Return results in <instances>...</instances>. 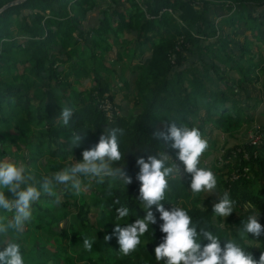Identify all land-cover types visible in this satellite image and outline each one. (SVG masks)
Here are the masks:
<instances>
[{
    "label": "trees",
    "instance_id": "obj_1",
    "mask_svg": "<svg viewBox=\"0 0 264 264\" xmlns=\"http://www.w3.org/2000/svg\"><path fill=\"white\" fill-rule=\"evenodd\" d=\"M16 1L20 0H0V10ZM262 8L264 0H25L9 6L0 13V161L23 165L35 178L30 183L39 187L43 177L82 160L83 151L93 148L107 128H120L122 159L112 167H123L136 179L140 157L147 160L148 155L164 151L172 159L169 165L178 160L176 150L155 139V132L172 121L197 128L203 138L211 139L202 157L222 151L223 161L233 158V164L220 166L216 158L206 167L213 170L220 194L230 193L234 211L225 219L214 217L213 204L205 206L204 193L193 197L186 173L169 179L163 203L183 207L198 232L201 227L212 231L222 247L226 240H234L258 261L264 234L241 238L240 229L250 213L247 203L255 206L264 226V141L258 146L227 144L242 133L244 124L253 123L261 102L243 107L242 92L259 83L252 75L264 70V59L245 60L251 54L260 58L247 49L250 44L240 48V61L234 58L230 44H237L230 37L240 34L242 24L253 37L262 35ZM92 15L97 16L95 23ZM263 37L259 41L264 45ZM128 40L132 48L121 49ZM207 41L211 42L205 45ZM148 51L153 57L150 70L143 58ZM122 55L131 59L127 72L126 65L116 68ZM233 70L239 78L230 76ZM82 79L93 86L86 88ZM217 80L226 86L224 91L207 88L206 82ZM109 102L111 117L102 108ZM64 107L73 109L68 125L61 120ZM218 133L224 135L222 146L211 137ZM74 135L81 136L78 147L71 144ZM177 164L184 167L180 161ZM233 176L237 179L231 180ZM80 179L78 194L71 182L57 185L59 204L55 196L42 194L32 205L25 232L18 240L15 234L7 237L20 243L25 264H163L155 259L161 239L157 224L149 225L140 238L135 252L141 263L112 252L117 223L125 227L145 216L138 199L140 182L126 185L108 176L102 182ZM121 207L129 214L117 219ZM12 215L0 209V220ZM63 221L65 228H56ZM57 238L59 242L50 248ZM85 238L92 241L91 251L84 248ZM199 239L202 246L208 243Z\"/></svg>",
    "mask_w": 264,
    "mask_h": 264
},
{
    "label": "clouds",
    "instance_id": "obj_2",
    "mask_svg": "<svg viewBox=\"0 0 264 264\" xmlns=\"http://www.w3.org/2000/svg\"><path fill=\"white\" fill-rule=\"evenodd\" d=\"M72 115V108L62 109L61 120L64 125H68ZM119 135H123L122 129L107 128L93 148L83 151L82 160H77L70 167L43 177L39 187L30 183L35 178L27 173L23 165L7 160L0 161V209L13 213L10 219L0 220V237L7 238L10 233L19 237L25 232L32 218V205L41 198L42 194L55 196V202L59 204L61 201L56 192L57 185H68L71 182V187L78 194L81 191L80 177L89 180L99 178L102 182L104 177L108 176L118 178L126 185L140 182L138 199L145 210L143 219H136L134 223H129L125 227L117 223L113 234L117 238L121 254L130 255L136 251L141 243L140 238L148 232L149 225L157 224L161 231V239L160 244L155 247V259L163 264H264V252L257 261L234 240H226L222 247L220 238L212 231L203 227L199 232L197 231L192 217L183 207H179L178 204L163 203L169 189V179L182 178L185 173L190 176L189 189L193 197L201 193L207 195L218 193L216 191L218 182L213 170L210 167L200 166L201 158H205L202 156L209 145L197 128H189L181 124L178 126L172 121L165 126V130L155 132V139L164 141L176 150L178 159L176 162H182L184 167L181 166L180 169L175 161L169 165L168 161L171 158L162 151L148 155L147 160L143 157L137 160L140 170L136 179L128 176L123 167L115 169L112 167L114 162L122 159ZM257 135L262 136L260 142L254 144L253 137L248 142L252 145H260L264 141V130L255 133V136ZM71 144L73 147H78L81 144V136L74 135ZM220 154L216 163L223 166L227 161H223L222 151ZM217 199L218 202H214L212 206L214 217L224 219L229 217L235 206L230 193L228 191H224L223 195L218 193ZM245 208L249 209L250 213L243 228L240 229L241 238L249 234L258 238L264 234V226L258 220L260 213H257L255 206L250 203H247ZM128 214L129 210L126 207L116 210L117 219H123ZM64 223L66 224V221ZM200 237L208 243L202 246ZM111 238L106 236L105 240ZM117 242L115 240L116 245ZM84 248L88 251L92 249V241L88 238L84 239ZM0 264H25L20 243L5 239L3 247H0Z\"/></svg>",
    "mask_w": 264,
    "mask_h": 264
},
{
    "label": "rangeland",
    "instance_id": "obj_3",
    "mask_svg": "<svg viewBox=\"0 0 264 264\" xmlns=\"http://www.w3.org/2000/svg\"><path fill=\"white\" fill-rule=\"evenodd\" d=\"M263 9L264 8H262L260 10H263ZM233 12H234V10L230 11V13H226L224 15H221L219 17V20L222 19L224 16L227 17V16L231 15ZM254 15L257 16L258 13H256V11H254ZM90 20H91V22L95 23L97 21V16L96 15H92ZM217 22H218V20H217ZM13 28H15V27H13ZM223 28L225 30H227L226 26H224ZM263 29H264V26H263ZM239 32H240V34L232 35L230 37V39H233V41L237 44V46H235L233 43L230 44V48H232L233 51H234V53H232V55L234 56L236 54V56L234 58H237V60L240 61V59L243 56L242 55V50H240V48L246 46L247 44L248 45L250 44L251 48L247 47V49L248 50L252 49L253 53H257L258 52L260 58L257 59V57H258L257 55L251 54V55L246 56L245 60L246 59L247 60H254L256 62V60L259 61L260 59H264V45H263V43L261 41H259V39H261L262 36H264V31L262 32V35H257L258 37L257 36L253 37L252 36V31L245 29L244 25L242 24V28H241V30ZM218 37H219V35L217 36V38ZM110 40L112 41L113 38H110ZM210 42L211 41L205 42V45H208ZM219 45H220L219 42L217 44L214 43L213 47L215 49H217L219 47ZM120 47H121V49H125L126 47L132 48L130 40H128L123 46H120ZM143 58L145 60L146 65L148 66V70H150L151 68L153 69L152 52L148 51ZM244 61H242V63ZM130 64H131V59L128 56H126V55H122V60H121V62H119L117 64L116 68L121 69L124 65H126V68H127L126 72H127V70L130 69ZM262 65L263 66H261V68L264 69V63ZM223 66H226L227 68L229 67V65H223ZM229 73H230L231 77L239 78L238 73H237L236 70L229 71ZM252 77L258 78L259 83H253V84L247 85L248 92H245V91L242 92L243 100H244L243 101V104H244L243 107H247V106L251 107L255 103H257V100H259L261 102V104H258L257 111L256 112L254 111L255 119H254L253 123H251L250 125H248L247 123L244 124L243 127L241 128L242 129V133L241 134L239 133V134L236 135V137L228 139V141H229L228 144H227L228 148L236 147L239 144H242V145L246 144L249 140H251L252 137H255V131H254L255 128L259 129L260 127H264V70L261 71V69H257L255 71V73L252 75ZM82 81L86 84V88H90V86H93L91 84L90 80L82 79ZM206 85H207V88H211L213 91H219V92L224 91L225 88H226L224 83L221 82V81H218V80L216 82L212 83V84L206 82ZM124 92H125L124 90H119L120 94H123ZM125 103H127V102H125ZM112 107L113 106H112V104L110 102L107 105H105L104 107H102L105 111H107L109 117H111L110 114H111ZM211 137L214 138V139H217L220 142V145L222 146V144L224 142V135L222 133H218L216 135H212ZM204 139L207 140V141L211 140L210 138H207V137H204ZM220 155L221 154L218 153V151H214L213 155L210 154L207 158H201L202 167L206 166L208 164V162L213 161L216 158L220 157ZM228 163L233 164V158L229 159L227 161V164ZM225 172H227V171H225ZM235 179H237V176H233V178L231 180H235ZM216 191L219 193V195H221L218 189H216ZM218 193L213 194V195L205 194V197H206L205 206H209V205L214 204V202H216L218 200L217 199ZM97 217L98 216L96 215V218ZM65 226H66V224L61 222V223H59L57 225L56 228L59 227V228L62 229V228H65ZM18 239H19V237L17 239H14V240H18ZM115 240L117 242V238L116 237H115ZM4 241H0V247H3ZM58 242H59L58 238L54 239V241L52 242L50 248H54L53 246L55 244H57ZM32 243L33 242L30 241L28 243L29 244L28 247H31ZM113 252L115 254H118V255L121 254L119 252V248L117 250H114ZM74 255L77 257V256H79V253L76 252V253H74ZM130 255H131L133 261L136 262V263H141L143 261L141 256L135 251L132 252Z\"/></svg>",
    "mask_w": 264,
    "mask_h": 264
},
{
    "label": "water",
    "instance_id": "obj_4",
    "mask_svg": "<svg viewBox=\"0 0 264 264\" xmlns=\"http://www.w3.org/2000/svg\"><path fill=\"white\" fill-rule=\"evenodd\" d=\"M23 1H25V0H20V1L12 2V3L8 4L7 6H5L4 8H2V9L0 10V13H1L3 10H5L6 8H8L9 6H12V5H14V4L21 3V2H23Z\"/></svg>",
    "mask_w": 264,
    "mask_h": 264
},
{
    "label": "built area",
    "instance_id": "obj_5",
    "mask_svg": "<svg viewBox=\"0 0 264 264\" xmlns=\"http://www.w3.org/2000/svg\"><path fill=\"white\" fill-rule=\"evenodd\" d=\"M261 138H262V136H258V135L253 137V143L257 144L258 142H260Z\"/></svg>",
    "mask_w": 264,
    "mask_h": 264
},
{
    "label": "crops",
    "instance_id": "obj_6",
    "mask_svg": "<svg viewBox=\"0 0 264 264\" xmlns=\"http://www.w3.org/2000/svg\"><path fill=\"white\" fill-rule=\"evenodd\" d=\"M63 223H64V221H63ZM118 248H119V244L117 243V245H116V247L114 248V250H117ZM114 250H113V251H114ZM113 251H112V252H113ZM113 253H114V252H113ZM74 256H75V255H74ZM83 264H87V261H84ZM89 264H91V263H89Z\"/></svg>",
    "mask_w": 264,
    "mask_h": 264
}]
</instances>
